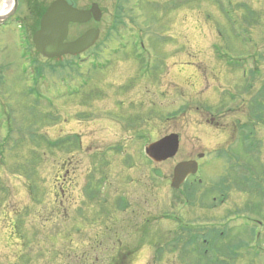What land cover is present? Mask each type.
Masks as SVG:
<instances>
[{"label": "rangeland", "instance_id": "rangeland-1", "mask_svg": "<svg viewBox=\"0 0 264 264\" xmlns=\"http://www.w3.org/2000/svg\"><path fill=\"white\" fill-rule=\"evenodd\" d=\"M4 1L0 8L6 4ZM51 1L25 2L15 16L0 25V116L2 108H9L16 127L15 138L4 147L0 145V187L12 191L8 196L1 194L0 239L9 234L10 220L15 223L17 219L22 235H34L33 231L43 226L46 236L26 247H21L19 241L17 248L39 252L47 244L49 258L54 252L49 264H70L67 244L71 236L58 237L57 229L72 232L70 219L84 220L79 232L81 242L74 245L81 253L89 239L103 228L95 225L94 234L91 219L122 221L126 215L117 208L119 198L140 195L144 197L143 217L153 218L150 226L154 236L144 239L136 264H155L157 246L166 245L164 239L171 233L176 235V247L173 255L169 252L165 256H172L174 264H217V241L210 244L209 256L201 257V246L185 245L188 233L180 229L179 223L164 221L162 214L170 208L169 201L176 198L174 212L184 223L213 227L233 205V199L221 207L219 200L213 199L217 190L212 184L226 167L211 153L223 135L207 122L225 110L227 117L222 121L231 123L238 120L237 113L246 115L253 109L251 118L255 114L256 122H264V106L259 110L264 104V0H76L79 7L98 2L103 9L98 24L102 32L98 61L83 62L79 71H74L71 57L48 60L36 54L28 41L38 28L40 8ZM80 28L72 29L71 35L75 36ZM143 42V52H150L151 57L141 62L138 51ZM34 62L45 68L44 82L36 81L39 73L32 72ZM252 62L259 64L263 76L253 77ZM105 74L146 78L141 91L136 89L135 95L128 92L124 96L132 99L137 95V104L133 105L136 110L127 111L130 100H122L118 111H114L115 96H123L125 85L136 79L121 77L124 87H115L111 102L99 97L101 94L89 95L88 86L79 88L84 77L103 79ZM236 82L241 88L240 97L227 104L225 96L239 88ZM253 82L252 92L247 93L243 86ZM257 103L260 105L255 106ZM229 106L240 108L228 113ZM119 121L126 123L125 129ZM257 129L262 131L257 137L264 136V128ZM5 133L8 131L0 126V139ZM170 133L180 135L177 155L166 163L151 165L143 157L144 146ZM239 150L243 153V145ZM200 153L209 155L210 160L198 159ZM261 154L264 158V151ZM186 159L203 163L205 180L189 190L174 192L170 186L173 166ZM155 167L162 169L164 179L153 174ZM104 176L106 189L101 183ZM89 182V191L95 194L87 191ZM150 185L153 193L146 191ZM232 191L233 196L238 193L237 189ZM10 207L20 210V216H15ZM33 212L38 213L37 219L31 216ZM63 221L65 226L60 225ZM110 254L103 252L98 264H108ZM163 254L160 252L158 263L170 264ZM42 260L38 263L43 264Z\"/></svg>", "mask_w": 264, "mask_h": 264}, {"label": "flooded vegetation", "instance_id": "flooded-vegetation-1", "mask_svg": "<svg viewBox=\"0 0 264 264\" xmlns=\"http://www.w3.org/2000/svg\"><path fill=\"white\" fill-rule=\"evenodd\" d=\"M17 1L19 4L17 6L16 12H19L21 7L24 6V3L31 0ZM67 1L73 4L75 7H79L76 0ZM92 4L87 8H79L87 10L91 8ZM95 4L99 5L102 17V7L98 2H95ZM8 21H6L5 23H7ZM88 24H90L89 27L83 29L80 28V26H85ZM98 24L99 21L95 19V16H93L87 23L77 24L74 28L80 29L77 30L75 36H72V33L69 34V41L76 40L89 29H100L98 27ZM99 45L100 42L97 40L96 43L85 53L77 55L75 56V58L79 60V62L93 60L94 55L99 54L100 52V48H98ZM104 49L111 50V47H106ZM88 54H91L92 57L85 56ZM109 77H115L119 79H110ZM121 77H126V79L128 80H136H133L134 82L128 83L124 87ZM127 77V75L110 76L108 74H105L103 75V79H96L94 77L91 78L89 75L85 77L87 83H84L83 86L80 85V87L83 88L88 86L89 95L93 97L94 93L101 94V96L99 97H106V100L108 102H111V95H116L115 87L123 86L125 89V93L121 97H117V95L115 96L116 110L114 111H118V104L119 102L121 103L122 100H124L125 102L127 100H130V106L127 107V111L128 109L133 111L137 108L133 106L134 104H137V95L136 98L132 99H129V96H124L128 92H131L130 95H135L133 91L136 89H138V92L141 91V84L145 82L144 80H146V78L138 75L129 76L128 78ZM236 83L238 84L237 87H239V83ZM253 86L254 85L250 83L249 86L243 87L247 89V93H251ZM138 92L135 93L137 94ZM240 92L241 88L239 87L231 94V96H225V102L228 104V101H230V99L233 100L234 98H236L235 101H237L240 97ZM83 93L85 92L83 91ZM0 101H2L1 97ZM252 106H254L253 103ZM261 106L262 104L259 108L262 110ZM239 108H231V106H229L228 113H231V110L237 111ZM119 110L122 111V107H120ZM254 110L255 109H253L252 112ZM224 111L225 110H222L221 113H218V117L216 118L215 116H212L208 119L207 122V124L211 126H217V129H219L221 131V134L223 135L222 140L221 138L217 139L219 145L218 147L213 149L211 153H215L213 154V156L216 157L218 161H220L221 165L223 164L226 167V169L222 170L221 174H218V181L212 184V187L217 190V197L215 196L213 197V199L219 200L218 205L220 207L228 204L233 199V205L232 207L228 208L230 211H226L227 213L223 217H221L216 227H210L206 225V227H204L205 229L203 230V233L211 237L208 240H214L213 238H216V241L218 242V255L220 257L218 264H241L243 262H245L246 264H262V262H264V158L262 157L261 151H264V136L261 135V137H257V135L259 133H262L260 128H264V122H256V115L254 114V118H251L252 112L250 111L248 112V114H246L247 116L244 114V112L243 114L242 112L237 113V121L235 120L231 123H225L222 121V119L227 117V114H225ZM1 112L2 115L0 116V126L1 128L6 129L8 133H5V137L0 139V145H7L9 140H13V138H15L13 133L15 132L16 127L15 122L12 119L11 110L9 108H7L6 110L5 108H2ZM110 121L112 120L110 119ZM119 122L120 127L122 129H125L126 123L124 124L121 121ZM257 128H259L260 132ZM231 131L232 136H230ZM137 136L138 135H135V137ZM240 145H243V153L239 150ZM208 156L209 155L204 154L201 159H205ZM166 162L167 161L162 163ZM149 163L151 165H154L151 160H149ZM175 166L176 164L173 166V170ZM203 166L204 165H202V179L196 180V178L189 176L186 182L181 186L180 190L184 188L188 190L191 189L192 185L196 181L199 182V180H201V183L204 182L206 170L204 171ZM105 177L106 176H104V178ZM161 178H165L164 172ZM91 183L92 182H89L88 186L86 187L87 191L90 190ZM101 183H103V181H101ZM2 188H4L6 191H2ZM2 188L0 187V198L1 194L8 196L7 194L10 195L12 193L10 189L8 190L6 187ZM104 188L106 189L107 186H105ZM233 189L238 190V193L235 194L234 192V196L232 195ZM146 191H152L153 193L154 187H152L151 185L146 186ZM143 203L144 197H140V195H136L134 198H131L129 196H122L119 198V202L117 201V208L126 215L122 221L114 220L112 218H106V220L100 219L95 222V220L91 219L90 225H93L92 231L94 232V234L95 225L101 224L103 228L99 229L100 232L89 239L86 249L81 253L78 246L76 245L74 247V245L76 242H79V244L81 242L79 238V232L81 230V226H84V220L78 217L70 219L72 223V232H70V230H67V232L64 233V231L57 229V233L55 235H57L58 237H61L62 234L71 236V243L67 244V246H69L68 249H71V254L69 252V256H71L70 264H87L88 260L89 264H98L100 262L99 257L103 254V252L111 253L109 255L110 258L108 264H136L140 259L141 252L143 251L145 245L144 239L153 235V233H151L150 226L153 218L143 217L144 212L141 208ZM175 203L176 198H172L171 201H169L168 206H170V208H168V211L162 214V219L164 221H168L169 223L173 224L176 223V213L174 212V207L176 205ZM228 209L225 208L224 210ZM10 211L15 216H20L21 211H17L15 207H10ZM128 211L132 212V214L128 213ZM3 214L6 213L3 211ZM37 215L38 213L36 212H33L31 214L34 219H37ZM16 220L15 223L10 220L9 226L10 224L12 226L9 234L0 239V264H33V261H36L38 263L41 258H43V260L41 261L43 264H49L48 261H53L54 256L52 253L54 252L51 251V258H49V245L47 244L45 245L48 248L44 246V248L42 249L41 246V250L39 252H26L22 248H17V244H19V241L20 245H22L21 247H26L29 246V243L31 241L36 242L38 237H40L41 240L43 236H46V231L42 226L40 231L38 229L33 231L34 235H22L21 233H19L21 232V229H19V223H16ZM60 225L65 226L64 221ZM175 238V233H171L169 238L164 239L166 245L162 244V246H157L153 263L161 264L158 263V260H160V252L162 254L164 253V256L165 253L169 254V252H171L170 254L173 255V251L176 247ZM206 240L207 239H205L204 241ZM107 241L110 244H108ZM159 242H162V240H160ZM1 246H3V249H1ZM165 246H167V249ZM165 257L169 259L168 262L170 261V264L175 263V261L172 260V256ZM163 259L161 258V261Z\"/></svg>", "mask_w": 264, "mask_h": 264}, {"label": "water", "instance_id": "water-1", "mask_svg": "<svg viewBox=\"0 0 264 264\" xmlns=\"http://www.w3.org/2000/svg\"><path fill=\"white\" fill-rule=\"evenodd\" d=\"M17 1H15V6ZM92 14L100 20V11L95 4L90 10L74 8L65 0H56L43 14L40 28L33 36L36 50L48 58L61 57L66 54L76 55L91 47L99 36V30L92 29L72 42H66L70 23H85ZM9 15H0V23ZM179 149L178 134H170L146 147V154L156 162L174 157ZM198 170L196 161L179 163L174 171L172 186L178 188L189 174ZM157 172H160L156 170Z\"/></svg>", "mask_w": 264, "mask_h": 264}, {"label": "trees", "instance_id": "trees-1", "mask_svg": "<svg viewBox=\"0 0 264 264\" xmlns=\"http://www.w3.org/2000/svg\"><path fill=\"white\" fill-rule=\"evenodd\" d=\"M180 240H181V239H180ZM195 241L197 242V238L194 237L193 243H194ZM201 257L207 258L208 255H205V254L202 253V254H201Z\"/></svg>", "mask_w": 264, "mask_h": 264}, {"label": "bare ground", "instance_id": "bare-ground-1", "mask_svg": "<svg viewBox=\"0 0 264 264\" xmlns=\"http://www.w3.org/2000/svg\"><path fill=\"white\" fill-rule=\"evenodd\" d=\"M11 3H12L11 0H7V7H6V9H7V8L9 9V8L11 7V5H12ZM201 177H202V176H201Z\"/></svg>", "mask_w": 264, "mask_h": 264}]
</instances>
